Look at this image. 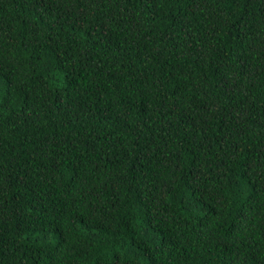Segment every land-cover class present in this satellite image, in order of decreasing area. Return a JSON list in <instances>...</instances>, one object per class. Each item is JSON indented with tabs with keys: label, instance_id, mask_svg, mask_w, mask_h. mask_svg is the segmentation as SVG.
Returning a JSON list of instances; mask_svg holds the SVG:
<instances>
[{
	"label": "trees",
	"instance_id": "1",
	"mask_svg": "<svg viewBox=\"0 0 264 264\" xmlns=\"http://www.w3.org/2000/svg\"><path fill=\"white\" fill-rule=\"evenodd\" d=\"M0 264H264V0H0Z\"/></svg>",
	"mask_w": 264,
	"mask_h": 264
}]
</instances>
